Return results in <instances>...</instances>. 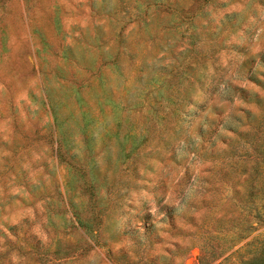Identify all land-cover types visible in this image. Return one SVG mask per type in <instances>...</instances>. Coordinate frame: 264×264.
<instances>
[{
	"label": "rangeland",
	"instance_id": "obj_1",
	"mask_svg": "<svg viewBox=\"0 0 264 264\" xmlns=\"http://www.w3.org/2000/svg\"><path fill=\"white\" fill-rule=\"evenodd\" d=\"M0 264H264V0H0Z\"/></svg>",
	"mask_w": 264,
	"mask_h": 264
},
{
	"label": "trees",
	"instance_id": "obj_2",
	"mask_svg": "<svg viewBox=\"0 0 264 264\" xmlns=\"http://www.w3.org/2000/svg\"><path fill=\"white\" fill-rule=\"evenodd\" d=\"M203 259V258H202Z\"/></svg>",
	"mask_w": 264,
	"mask_h": 264
}]
</instances>
